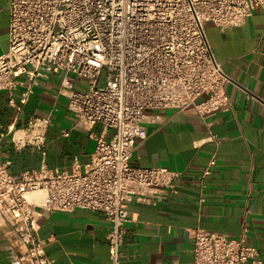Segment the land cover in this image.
I'll return each mask as SVG.
<instances>
[{"label": "built area", "instance_id": "built-area-1", "mask_svg": "<svg viewBox=\"0 0 264 264\" xmlns=\"http://www.w3.org/2000/svg\"><path fill=\"white\" fill-rule=\"evenodd\" d=\"M8 9L0 89L8 91L16 120L36 78L61 72L73 126L111 130L107 138L94 135L82 169L77 160L66 172L41 159L36 169L11 174L0 162V216L11 225L8 248L20 264H47L35 237L36 208H79L103 213L109 264H122V203L156 197V189L173 187L180 176L164 166L130 164L136 139L145 137L147 112L193 106L203 116L230 105L228 77L212 57L204 27L238 26L254 10H264V0H10ZM102 70L106 81L98 87ZM79 79L86 88L77 86ZM49 123V114L31 115L25 127L15 121L2 126L0 150L6 138L16 148L41 147ZM214 164L211 157L202 175ZM33 191L43 193L41 202L28 199ZM247 232L246 225L238 235L190 230L192 264H263Z\"/></svg>", "mask_w": 264, "mask_h": 264}, {"label": "crops", "instance_id": "crops-1", "mask_svg": "<svg viewBox=\"0 0 264 264\" xmlns=\"http://www.w3.org/2000/svg\"><path fill=\"white\" fill-rule=\"evenodd\" d=\"M9 1L0 0V54L8 49ZM204 33L213 59L228 77L230 105L203 116L193 106L147 112L145 137L136 139L130 164L164 166L180 176L173 187L156 189V197L122 203L127 212L122 264H192L190 230L238 235L244 225L264 264V10H254L235 27L220 30L206 24ZM62 74L45 71L36 78L17 120L8 91L0 89V128L14 121L25 127L31 115H50L41 147L16 148L5 139L0 162L9 173L36 169L41 159L66 172L77 160L82 169L94 135L109 137L111 130L100 124L89 131L73 126L60 89ZM76 84L86 85L81 79ZM211 157L215 164L202 175ZM36 223L35 237L47 264H109V223L102 212L39 206ZM10 228L0 216V264H20L8 248Z\"/></svg>", "mask_w": 264, "mask_h": 264}, {"label": "rangeland", "instance_id": "rangeland-1", "mask_svg": "<svg viewBox=\"0 0 264 264\" xmlns=\"http://www.w3.org/2000/svg\"><path fill=\"white\" fill-rule=\"evenodd\" d=\"M105 81H106V72L105 70H102L96 79V86L98 87L103 86L105 84ZM86 87L87 85L82 86V88H86Z\"/></svg>", "mask_w": 264, "mask_h": 264}, {"label": "bare ground", "instance_id": "bare-ground-1", "mask_svg": "<svg viewBox=\"0 0 264 264\" xmlns=\"http://www.w3.org/2000/svg\"><path fill=\"white\" fill-rule=\"evenodd\" d=\"M43 198V194L41 191H33L28 194V199L31 201L34 200L36 202H40Z\"/></svg>", "mask_w": 264, "mask_h": 264}]
</instances>
